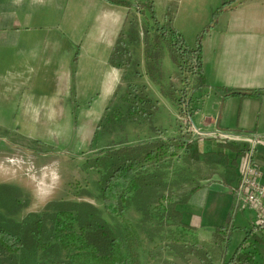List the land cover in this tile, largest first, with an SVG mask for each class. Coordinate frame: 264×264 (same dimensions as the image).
Masks as SVG:
<instances>
[{
    "label": "rangeland",
    "instance_id": "1",
    "mask_svg": "<svg viewBox=\"0 0 264 264\" xmlns=\"http://www.w3.org/2000/svg\"><path fill=\"white\" fill-rule=\"evenodd\" d=\"M141 1L144 4L142 12L135 10L133 15L147 27L148 36L145 39L153 45L155 27L151 10L147 6L154 2ZM246 1L249 0H155L158 6H153L161 25L168 29H172V21L177 17L181 27L188 30L184 36L185 45L194 49L200 35L197 32L209 21L213 23V15L214 21L220 18L223 3L235 7ZM216 3L217 6H214ZM49 10V7L45 8L48 14L45 22L52 24L55 18ZM137 13L140 15L137 16ZM131 68L127 75L129 83L145 87L149 97L158 102V113L151 120L127 122L102 133L96 139L90 136L104 118V106L98 108L95 105L90 110L81 109L74 113L71 112V103L62 104L61 118L37 120V131L31 134H24L15 128V109L8 112L0 109V187L7 186L20 193L18 204L22 206L14 208L10 200L15 197L12 192L13 195L9 194L8 198H1L0 222L19 223L30 213H42L53 201L88 202L102 212L104 220L118 235L125 255L133 264H222L225 257L230 258L246 241V247L255 245L257 262L264 264V233L256 232L252 235L254 212L238 204L233 189L224 185H209L199 190L183 208L185 223L190 224L198 217L199 228L196 232L182 227L163 226L154 204L148 212L141 211L135 203L122 215L106 212L98 188L102 174L94 164L104 149L157 139L198 140L200 146L206 141L215 142L213 138L200 137L192 131L189 114L193 115L196 109L195 90L198 85L187 60H182L181 66L175 64L170 48L163 44L159 82L153 81L146 67L142 69L136 55ZM26 89L19 86L6 87L7 96H19ZM199 96H202L201 92ZM261 96L256 95V100L249 99L244 103L242 100H234L236 105L226 121L236 125L241 114L243 123L252 133L264 134V97ZM211 98L213 96L210 95ZM185 101H190V104L186 105ZM117 104H121L120 95L113 108ZM8 105H12L11 102L6 103ZM210 111L217 115L216 110ZM230 130L235 131V128ZM183 157L184 152L181 151L173 158L167 157L155 165H146V171L157 172L165 183L175 184V189L167 193V196L173 198H180L198 184V174L186 171ZM255 161L260 165V150ZM14 209L17 214L11 215ZM216 231H221L218 233L220 235H214ZM248 235L251 237L247 240ZM223 238L227 241H223ZM0 264L67 263L54 254L40 252L30 260H25L19 254L0 253Z\"/></svg>",
    "mask_w": 264,
    "mask_h": 264
},
{
    "label": "crops",
    "instance_id": "2",
    "mask_svg": "<svg viewBox=\"0 0 264 264\" xmlns=\"http://www.w3.org/2000/svg\"><path fill=\"white\" fill-rule=\"evenodd\" d=\"M117 1L129 6L107 0H0V109H15V128L24 134L36 133L37 120L61 118L60 108L66 103L72 104L74 113L104 106V117L131 84L127 75L135 55L145 69L148 29L133 15L135 10L142 12L144 4ZM227 4L223 3L219 19L197 32L211 25L202 38L204 85L195 90L192 115V126L202 133H252L241 114L236 125L226 119L236 105L234 100L244 103L256 100V95L264 97V0L235 7ZM47 7L55 18L52 24L45 22ZM171 28L185 39L188 30L176 16ZM120 37L128 61L124 67H115L111 57ZM11 86L27 89L19 96H7L6 87ZM233 127L235 131L230 130ZM202 146L212 148L210 141ZM260 166L264 171V148ZM209 185L222 186L216 180L202 189ZM189 225L196 232L198 217Z\"/></svg>",
    "mask_w": 264,
    "mask_h": 264
},
{
    "label": "trees",
    "instance_id": "3",
    "mask_svg": "<svg viewBox=\"0 0 264 264\" xmlns=\"http://www.w3.org/2000/svg\"><path fill=\"white\" fill-rule=\"evenodd\" d=\"M107 1L129 6L127 2ZM147 7L151 10L156 34L154 44L146 46L147 74L153 81L159 82L162 45L165 44L170 48L175 64L181 66L182 60L191 64L197 78V87L202 88V38L211 25L200 33L196 47L191 49L185 45L178 32L159 23L152 3ZM124 47V41L120 37L111 57V63L115 67L127 65ZM185 102L186 105L190 104V101ZM114 103L107 108L94 139L127 122L151 120L159 110L158 102L149 97L145 87L132 84L128 85L120 98L121 104L113 108ZM210 143L212 148L200 146L198 140L157 139L137 145L110 146L104 149L94 164L102 174L98 188L106 212L122 215L132 203L141 211L148 212L154 204L158 208L157 217L163 226L182 227L195 232L194 228L184 222L183 208L203 188L202 183L210 184L216 181V177L220 184L234 189L239 183L240 168L248 151L247 145L218 140ZM181 151L184 152L183 164L186 171L197 173L199 179L198 184L183 196L173 198L167 196V193L175 189V184L165 183L163 178L158 177L157 172L146 171V165H155L167 157L173 158ZM12 189L7 186L0 187V199L8 198L12 192L15 197L10 199L11 203L18 209L20 193ZM15 209L11 215L17 214ZM219 232L221 231H216L214 235H220ZM247 237L248 240L251 235ZM224 240L227 241L226 238ZM246 242L230 258L225 257L222 264H259L255 245L246 247ZM40 252L61 257L67 264H133L125 255L118 235L104 220L102 212L88 202L53 201L42 213H30L19 223L0 222V253L19 254L25 260H30Z\"/></svg>",
    "mask_w": 264,
    "mask_h": 264
},
{
    "label": "built area",
    "instance_id": "4",
    "mask_svg": "<svg viewBox=\"0 0 264 264\" xmlns=\"http://www.w3.org/2000/svg\"><path fill=\"white\" fill-rule=\"evenodd\" d=\"M189 119L192 122L191 114H189ZM181 120H185V117ZM192 131L200 137L248 146L240 168L239 183L233 192L238 204H242L255 214L253 234L264 233V171L262 166L256 164L255 161L258 150L264 148V135L255 132L238 133L221 130L202 133L194 126H192Z\"/></svg>",
    "mask_w": 264,
    "mask_h": 264
}]
</instances>
